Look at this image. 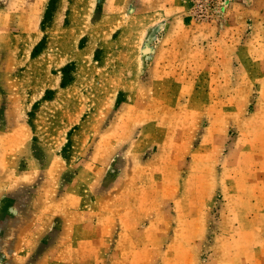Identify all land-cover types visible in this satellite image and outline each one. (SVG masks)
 Listing matches in <instances>:
<instances>
[{"label": "rangeland", "instance_id": "1", "mask_svg": "<svg viewBox=\"0 0 264 264\" xmlns=\"http://www.w3.org/2000/svg\"><path fill=\"white\" fill-rule=\"evenodd\" d=\"M0 264H264V0H0Z\"/></svg>", "mask_w": 264, "mask_h": 264}, {"label": "trees", "instance_id": "2", "mask_svg": "<svg viewBox=\"0 0 264 264\" xmlns=\"http://www.w3.org/2000/svg\"><path fill=\"white\" fill-rule=\"evenodd\" d=\"M65 69H68V68H65ZM66 71V70H65ZM68 81H67V77H66V75H64V77H63V82H62V84H61V86H62V88H66L67 86H68Z\"/></svg>", "mask_w": 264, "mask_h": 264}]
</instances>
